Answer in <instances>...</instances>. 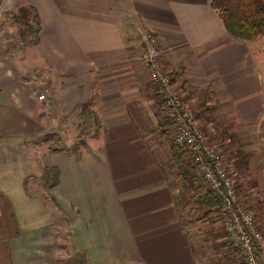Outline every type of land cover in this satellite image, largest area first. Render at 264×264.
Returning a JSON list of instances; mask_svg holds the SVG:
<instances>
[{
	"label": "crops",
	"instance_id": "crops-1",
	"mask_svg": "<svg viewBox=\"0 0 264 264\" xmlns=\"http://www.w3.org/2000/svg\"><path fill=\"white\" fill-rule=\"evenodd\" d=\"M22 7L40 33L19 46L0 28V264H204L142 61L146 32L186 96L223 122L264 227V36L233 38L211 0H0V23ZM87 127L78 146L72 132Z\"/></svg>",
	"mask_w": 264,
	"mask_h": 264
},
{
	"label": "built area",
	"instance_id": "built-area-1",
	"mask_svg": "<svg viewBox=\"0 0 264 264\" xmlns=\"http://www.w3.org/2000/svg\"><path fill=\"white\" fill-rule=\"evenodd\" d=\"M142 61L147 67L153 92L161 100V110L172 126L173 143L185 153L198 172L202 184L221 200L219 212L223 226L234 248L240 252L244 264H264V230L255 210L240 193V178L226 163L223 143L213 139L199 122L198 115L187 101L186 93L172 71L159 56V44L147 36ZM45 101V96H39Z\"/></svg>",
	"mask_w": 264,
	"mask_h": 264
},
{
	"label": "rangeland",
	"instance_id": "rangeland-1",
	"mask_svg": "<svg viewBox=\"0 0 264 264\" xmlns=\"http://www.w3.org/2000/svg\"><path fill=\"white\" fill-rule=\"evenodd\" d=\"M21 18V16H19ZM16 22L15 20L10 19L8 24H2L0 23V28L5 31V35L8 38L9 41H13V44H16L21 46V42H29L32 41L36 36L38 35L37 27L38 23L34 19L33 15H30V19L28 24L27 20H19L17 18ZM32 28V31L30 30ZM143 43L147 44V36L151 35L156 43L155 47H157V44H159L160 40L158 36L154 32H146L143 34ZM143 44V48L146 46ZM143 52V49L140 51ZM17 53V52H14ZM143 56V55H142ZM141 56V57H142ZM159 56L162 59V63H167L166 56H164L163 52L159 49ZM23 57V55H22ZM169 63V62H168ZM167 65V64H166ZM175 77H178L176 74ZM183 88V87H182ZM184 89V88H183ZM185 91V90H184ZM189 104H191V107L195 110V112L198 115V119L200 124L202 125V128L207 132L213 139H216L223 143L225 153L227 155L226 163L228 167H235L233 160L230 158V150L227 149V142L224 140L223 131L221 130V126H223V122L220 121V119L217 117L215 113H210V109L207 108V102L204 101L203 97L197 94H194L190 92L186 96ZM163 111H160V118L162 121L166 122L165 117L163 116ZM166 132L169 133L168 137L171 136L169 148H171V151L173 154H179L180 159L177 162L176 160L171 159V172L174 175L175 178V184L178 186L181 193L179 194V199L182 201V205L185 208L187 212V222L188 227L191 230V235L193 236V245L196 247V252L199 258L203 261L204 264H244L243 259L238 254L236 249L234 248V245L229 240L228 236L225 233V229L223 226V216L219 212V205H213V204H207V205H201L202 201H204L205 196L210 192L205 185L202 184V181L200 177L198 176V172L195 169L194 165L192 164L190 158L183 154L181 151H176L173 146L174 143L172 141L174 132L173 129H171V125H169L168 122H166ZM97 129H91V128H85L84 132L81 130L73 131L74 137L79 138L78 146L85 145L87 146V142L83 144V138H88L92 136ZM60 135V134H59ZM57 133H53L51 135H43L44 137L41 138V140H51V138H55L56 136H59ZM169 139V138H167ZM88 140V139H87ZM57 146H60L57 144ZM177 152V153H176ZM181 164L184 166L188 165L191 170V176H192V182L193 186H190L187 184V181L180 177V167ZM33 180L35 183L39 184V180H36L35 178H30L29 181ZM241 195L243 196L242 192L240 191ZM243 199L248 202V198L243 196ZM220 200V199H219ZM221 201V200H220ZM249 203V202H248ZM252 209L253 206H252ZM257 217V216H256ZM258 219V218H257ZM259 222V221H258ZM262 229L264 230V227L261 225ZM54 247L56 249H61L58 246V243L54 242ZM56 264H79L77 259L74 257L70 258H63V259H57ZM232 262V263H230Z\"/></svg>",
	"mask_w": 264,
	"mask_h": 264
},
{
	"label": "trees",
	"instance_id": "trees-1",
	"mask_svg": "<svg viewBox=\"0 0 264 264\" xmlns=\"http://www.w3.org/2000/svg\"><path fill=\"white\" fill-rule=\"evenodd\" d=\"M211 6L219 13L228 33L233 38L243 42H252L264 36V0H211ZM33 13L34 12L22 7L20 8L17 16L15 15V18H18L19 20H27L25 23L28 24L30 15L34 16ZM19 16H21V18H19ZM34 19H36V22L38 23V35L30 43H37L39 41L40 24L38 16H34ZM30 30L32 31V28ZM175 75L176 73L172 72V77L174 79L177 78ZM150 84L153 89L154 86L152 85L151 81ZM154 94L158 97L156 93ZM169 125L171 124L169 123ZM173 148L178 151L175 146H173ZM180 156L181 155L179 154H174V157L177 161H179ZM180 172L182 178L187 181V184L193 186L192 176L190 175L191 170L189 166H184L181 164ZM207 204L220 206L221 201L214 192L210 191L205 196L201 205ZM238 254L240 255V252H238Z\"/></svg>",
	"mask_w": 264,
	"mask_h": 264
}]
</instances>
